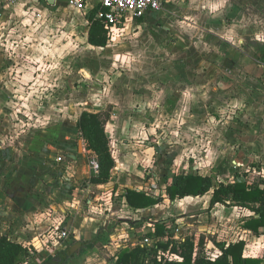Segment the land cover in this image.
I'll use <instances>...</instances> for the list:
<instances>
[{"label": "rangeland", "instance_id": "obj_1", "mask_svg": "<svg viewBox=\"0 0 264 264\" xmlns=\"http://www.w3.org/2000/svg\"><path fill=\"white\" fill-rule=\"evenodd\" d=\"M221 1L166 0L164 3L166 12H161L153 18L155 20L153 25L156 26L154 31L159 32L157 39L161 42V38L167 34L166 39L170 44L182 36L185 38L182 42L187 46L183 52L188 51V44L189 47L194 46L197 36L207 40L208 34L205 29L208 25L200 24L198 19L200 15L196 9L204 5L206 10L204 15L207 18L211 16L221 21L225 15ZM33 2V0H20L7 5L5 0H0V169L8 170V174H4L5 180L3 181L2 178L0 185L2 193L9 198L8 204L0 213V235H3L2 233H5L7 229L13 234L31 233V236L34 235L28 239L29 243L22 242L23 245L26 243L27 253L18 261V264H34L36 260L34 257L40 249H44L50 258L59 257V254L69 258L79 254L75 258L78 261L87 249L85 247L92 248L95 244V242L86 241L91 235L87 228L83 231L80 228L81 215L96 218L97 215L103 216V212L109 214V211H113L118 217L114 225L122 221L121 225L126 229L135 225V221L125 223L131 214L122 205L118 196H116V205L104 211V203L109 196L106 189L102 190L84 182L80 190H77V187L71 188L73 190L57 188L56 192L51 195L44 186H48L47 173L35 174L32 169L37 165L32 167L29 162H26L25 165L30 167L23 168L25 174H17L20 156L18 148H22V142L27 145L31 143L26 141L27 137L24 136L31 132L30 129H35L32 124L36 125L38 130H48L49 127L58 126L61 131H70L77 134L78 139L81 137L83 139L81 132H76L74 121L84 110V98L96 93L101 94L99 89L104 91L103 97H108L113 84L111 75L113 65L109 64L110 68L106 69V74L109 73L110 77L101 79L98 70H95L98 68L94 63L97 56L113 53L122 54L129 59L130 55L140 54L141 57L145 55L144 58L149 56L148 59L158 61L157 59L165 50L163 51L162 45H158L155 41H149V37L141 38L143 35L136 34L137 30L134 31L133 26L126 28L124 25L110 34L111 44H118L120 47L106 51L88 45L86 33L90 26L89 16L92 11L99 9L98 0H86L80 9L70 7L66 0H61L60 3L37 4ZM248 4V24L252 23L250 32L256 34L257 23L255 21L260 18L255 8L260 4L264 5V0H249ZM225 40L229 42L234 41L235 38L226 36ZM255 41L256 45L263 43L264 37L259 35L255 37ZM216 45L217 50H224L223 42L216 40ZM176 53H181V51ZM152 55L154 57L150 58ZM213 66L207 61L201 62L202 69L209 73V69L212 68L210 74L217 77L211 83L212 88L217 89L216 94H210L204 86L205 84L210 86V81L214 77L201 78L199 87L202 92L199 103L201 109L194 121V125H197L183 129L185 131L181 134L185 135L186 139L189 138L190 142L185 144V152H179L181 157L177 155L178 151L176 155L170 157L169 167H167L169 173L165 174L167 178L163 183L164 186L169 182L168 176L173 177L175 174L191 171L195 168H193L194 165L198 166L194 171L202 172L213 178L214 186L232 181L256 184L264 178V111H257L255 104L251 106L248 95L243 91V88L247 86L250 89L258 88L260 93L264 92V80L261 77H252L246 81L243 74L232 77L230 71L221 70L219 65H215L216 71L214 72ZM4 70L8 71L7 77L1 76ZM114 72L130 73L132 68L125 63L122 67H116ZM6 82L12 92L3 90L7 86ZM13 83H18L19 86ZM2 85H4L3 88ZM226 87L227 89L234 88V95L225 92ZM230 96H237V99L231 102ZM210 97L211 102L208 103ZM229 103H231L230 106H228ZM159 113L163 114L161 111ZM161 114L157 122L164 119ZM11 121L19 125H13ZM64 124L67 125L64 126ZM166 128L170 129L171 137L175 138L178 137L177 131L181 130L175 122L167 125ZM161 132L165 133L164 127L159 126L154 130L157 135ZM5 143L6 146L11 143L8 145L12 151L9 155L12 156L10 163L6 156L3 157L5 149L2 147ZM36 143L42 149L49 144L44 141L43 137ZM82 145L85 147L84 141ZM77 147L78 141L75 145L73 144L72 151L75 150V154L78 153ZM81 150L80 152H83ZM4 161L8 163L4 164ZM41 167L47 168L42 164ZM24 183L27 189H23L22 184ZM159 189L162 188L159 187ZM157 193L161 192L157 191ZM98 195H100L99 199L96 198ZM210 195L211 192L202 197L199 205L206 204ZM73 199L77 201L76 208L80 211L79 214L75 213ZM190 201L189 203H192ZM165 204L166 207L159 206V210L151 215L156 219L166 218L168 214L176 212L177 206L170 202H165ZM194 213L195 210L190 207L182 216L186 219L183 233L208 236L209 255L212 256L216 250L213 243L215 239L223 237L233 239L235 233H240L239 236L247 240L249 254L263 253L264 235L255 237L251 233L243 232L240 228V222L252 215L249 210L216 205L208 212H201L202 216L199 220L194 218L196 217ZM118 215L124 219L119 218ZM72 219L76 225L68 230L66 227ZM146 227L149 226L146 225ZM201 227L204 228L205 233L199 231ZM64 230L68 232V236L65 237L66 241L62 236ZM138 235L140 236L139 233ZM18 239L20 238L15 237V241ZM129 239L128 236L125 237L123 245L128 244ZM122 241L120 240L118 244ZM105 248L107 253L102 251ZM113 249L114 247L103 246L100 251L87 250L89 251L88 256L91 254L93 256L91 264L111 263L116 252H113ZM72 261H68L67 264H71Z\"/></svg>", "mask_w": 264, "mask_h": 264}, {"label": "crops", "instance_id": "obj_2", "mask_svg": "<svg viewBox=\"0 0 264 264\" xmlns=\"http://www.w3.org/2000/svg\"><path fill=\"white\" fill-rule=\"evenodd\" d=\"M33 1V3L37 4L48 2V0ZM60 1L61 0H55V3H60ZM248 3L249 0H222L221 7H223L222 11L225 12V15L221 21L219 18L214 19L211 16L207 18L204 15V13H206L204 5H201L200 8L196 10L200 15L198 18L200 24L202 26L208 25L205 29L208 34V39L204 40L200 36H197L194 46L189 47L188 44V51L186 52H183V49L186 50L187 46L183 44L182 41L185 38H182V36L170 44L166 39L167 34L161 38V42L159 41L160 39H157L159 32L154 31L156 26L153 25V22L155 20L151 14L144 18H128L127 21H123L120 24V27L124 25L126 28L133 26V30H137L136 34L139 33L143 35L141 38L149 37V41L153 40L158 45H162L161 49L163 51L165 50V52L160 55L159 59H157L158 61L148 59L149 56L144 58L143 56L145 55L141 57L140 54L130 55L128 59V57L122 54L113 53L109 55H100L94 59V63L96 64L95 66L98 67L95 68V70H98L99 77L101 79L110 77L109 73L106 74V69L110 68L109 64L113 65L111 67L113 70V72H111L113 84L108 97H103L104 91L99 89L101 94L96 93L91 97H85L83 101V111H110V119L106 124V132L110 139V147L115 158L116 165L112 169L111 176L108 181L97 183L92 180L99 172L98 159L97 155L92 150L88 149L87 141L84 137L83 139L82 137L78 139L77 134L67 130L63 132L58 128V126H55L54 128L49 127L48 130H38L37 126L34 124L32 125L35 129H30V133L26 136H24L26 133L23 135L24 137H27L25 140L28 142L30 141L31 143L27 145L25 142H22V148H18V150H20V156L18 158L17 174H25L23 168L30 167L25 165L26 162H29L32 167L37 165V167L34 166L32 169L35 174H41V172L47 173L49 179L47 182L48 186H44L47 188L49 193H51V195L53 192H56L57 188L71 189L73 187H77V190H80L81 184L84 182H88L89 185H94L102 190L106 189V193L109 196L106 198V203H104V211L109 210L110 206L116 205V196H118L117 198L121 199L120 202L122 205L125 206L127 211L131 214V217L127 218L129 220H125V223L128 224L131 220L135 221V225L133 224L126 229L121 225L122 221L120 223L118 222L116 226L114 225V222L118 221V217H116V212L113 211H109V214L103 212V216L97 215L96 218H93L92 216L89 217L87 215L84 216V214L83 216L81 215L80 228L82 231L87 228L88 232H90L89 235H91L90 238L87 239L88 241L95 242V244H93L92 248H87L84 254H81V260H75L79 254L73 255L69 260L72 261L74 259L71 264H91V262H93V256L92 254L91 256H88L87 253L89 251L87 252V250L95 249L93 251L96 252L100 251L103 246L107 248L114 247L113 252L116 251L113 255L114 257L112 261H110L111 263L107 264H117L118 256L123 250L132 249L138 245L142 247L145 245L152 246L159 241L160 237L150 236L148 233L154 229L155 222L160 219L169 218L170 216V218L176 219L170 228V237L172 239L182 241H184L187 237H193L196 243L195 254L198 251V243L203 237L205 241V249L208 254L207 242L209 241V237L204 234L190 235L183 233V225L185 224L186 219L182 216L185 215L188 208L191 207L195 210L194 216L196 217L194 218L197 220L201 219L199 218L202 216L200 213L205 211L208 212L211 195L207 200V203L204 205H199V200H202V197H205L208 194L202 197L188 196L176 201H171L170 199L165 198L163 202L149 208L134 209L127 203L125 194L128 189H136L149 191L155 195H159L157 191H160L164 196H166L164 192V187L166 185L164 186L163 183L167 178L165 174L169 173L167 167H169L170 157L174 156V154L176 155L177 151V155L181 157L179 152H185V144L190 142V139H186L185 135H182L181 133H184V128H191L197 125H194V121L196 114L199 113L201 109V104H199L200 94L202 93L199 88L201 86V78L209 76L214 77L212 78V81H210L211 86V83L216 77V75L210 74L212 68H208L210 71L209 73L201 68L202 61H207L209 65H214V72L216 71L215 65H219L221 70L227 69L230 71L229 73L232 77H238L243 74L246 81H249L252 77H261L262 80H264V41L263 43H258V45H256L257 42L255 41V37L259 35L264 37V5L260 4L257 8H255L257 16H259L260 20L257 19V21H255L257 23V29L255 32L256 34H254L250 32L252 23L248 24ZM165 12L166 9L163 7L162 13ZM258 23L263 25L261 26ZM200 29L204 30L202 28ZM88 32L89 28L86 33L87 44L95 47L96 49L108 51V49L110 50L111 48L115 49L116 47H120L118 44H111V39L106 47L93 46L88 42ZM136 34L135 36H137ZM226 36L233 37L235 40L228 42L225 40ZM216 40L223 42V51L217 50ZM242 42L244 43L242 44ZM178 51H181V53H176ZM152 57H154V55L150 56V58ZM125 63L132 68V72L123 74L114 72L116 67H122ZM1 76L7 77L8 71H2ZM13 84L19 86L18 83ZM6 85L7 86L4 88V85H2V88L5 92H9L10 88L8 82H6ZM204 86L210 94H216V88H212V86L210 87L207 84ZM257 89L258 88L250 89L246 86L243 88V91L248 95L250 105L253 106L255 104V109L262 112L264 111V92L260 93ZM234 90V88L227 89L226 87L225 92H229V94L234 95ZM10 92L12 91L10 90ZM220 93L222 94V91ZM236 97L237 96H230L231 102L235 101L237 99ZM209 100L210 101H208V103L211 102V97ZM230 105L231 103L228 104V106ZM160 111L163 112V114L159 113ZM160 114L164 117V119H162L161 122H157V118ZM80 115L78 118L76 117V120L74 121V125L77 130L76 132H80L78 127ZM8 120H6L7 123ZM71 122L73 121L71 120ZM172 122H175V124L181 129L180 131H177V138L171 137L170 129L166 128V126L170 125ZM11 123L16 126L19 125V123L14 124L13 121H11ZM66 125L67 124H64V126ZM159 126L162 128L164 127L165 133L161 132L160 135L154 133L156 127ZM188 134L190 135L189 132ZM23 136L22 138H24ZM41 137L44 138L45 142L47 141L49 143L44 146L43 149L40 146H37L36 143L41 139ZM1 139L4 140V138ZM76 141H78L77 154H75V150L72 151V149H74L73 144L75 145ZM83 141L85 147L82 145ZM10 144L11 143L6 146L5 143L2 147V149H5L3 150V157L6 156V158L9 159V163L12 161V156H9L12 153L10 146H8ZM81 149L83 152H80ZM58 157H62V160L59 161ZM40 160H42V163H40ZM8 161H4L3 163L7 164ZM195 163L198 162L195 161ZM41 164L47 168L44 169L41 167ZM197 167L198 166L194 165V169L186 171V173L195 172L202 174V172L194 171ZM4 174L7 175L8 170L6 168H1L0 181L2 178L3 181L5 180L6 177ZM168 179L169 184L172 177L168 176ZM22 185H24L22 186L23 189H27V185L25 183ZM159 187L162 189L160 190ZM98 196L96 197L97 199L100 198V195ZM8 200V196H5V194L2 193V187L0 185V213H2L1 211L8 204ZM72 201H74L72 204L76 209L75 213L79 214L80 211L76 208L77 201L75 199ZM189 201L192 203H189ZM165 202H170L171 204L177 206L176 212H174V214L173 212L168 214L166 218H154L151 214H155L160 207H166L165 205L167 203L165 204ZM249 211L253 215V212L251 210ZM118 216L119 218H122L120 215ZM246 219L240 222L241 230L243 232L251 233L255 237H262L264 233L256 235L243 227ZM75 225L76 224H74L72 219L66 228L71 230V227ZM146 225L149 227H146ZM203 227H201L199 231L205 233V227ZM2 234L8 235L10 239L12 238L14 241L15 237H19L20 239H18L17 242L20 243L25 241L26 243H29L28 239L34 236H31V233L13 234L10 233L8 229ZM239 235L240 233H235V238L232 237L233 239H226L223 237L224 235H221L223 237L222 239L217 238L213 242L214 248L216 249L215 252L212 256L208 255L212 258H216L221 253L220 249L215 245L216 241L231 243L244 239ZM127 236L130 238L129 242L128 244L123 245V242L125 241L124 238ZM228 236L229 235H227V237ZM80 238L84 239V237ZM147 238L150 239V243L145 241ZM63 240L66 241V238ZM120 240L123 241L118 244ZM26 243L24 246H26ZM248 246L249 244L246 242L244 256L262 257L264 255V251L261 254H249L247 251ZM102 251L107 253L106 248ZM159 253L161 255H165L166 258L169 259H181L177 254H172L169 250L165 252L160 250ZM42 255H46L44 249H40L36 253L34 257L36 258V260H34V264H37L38 259L41 258Z\"/></svg>", "mask_w": 264, "mask_h": 264}, {"label": "trees", "instance_id": "obj_3", "mask_svg": "<svg viewBox=\"0 0 264 264\" xmlns=\"http://www.w3.org/2000/svg\"><path fill=\"white\" fill-rule=\"evenodd\" d=\"M97 11H92L89 16L88 42L96 47H106L110 40L109 30L102 20L96 18ZM109 119L110 111L85 110L78 120L79 130L87 141L88 149L97 155L99 172L92 179L97 183L108 181L116 165L106 132ZM164 192L166 196L163 193L155 195L145 190L128 189L125 196L131 208L144 209L163 202L165 198L176 201L188 196L202 197L211 192L208 211L216 205L249 209L253 215L245 220L243 227L256 235L264 233V178L256 184L232 181L214 186L210 175L182 172L172 177ZM175 221V218L169 217L155 222L154 229L148 234L158 236L160 240L152 246L138 245L135 248L123 250L118 256L117 264H264V255L262 257L244 256L247 242L244 239L231 243L216 241L215 245L221 253L216 258H212L206 252L202 237L195 254L196 243L193 237H187L184 241L170 237V228ZM160 250L163 252L169 250L181 259L166 258L159 253ZM26 253L27 247L22 243L10 239L6 234L0 235V264H18ZM71 257L59 254V257L50 258L46 254L38 259L37 264H67Z\"/></svg>", "mask_w": 264, "mask_h": 264}, {"label": "built area", "instance_id": "obj_4", "mask_svg": "<svg viewBox=\"0 0 264 264\" xmlns=\"http://www.w3.org/2000/svg\"><path fill=\"white\" fill-rule=\"evenodd\" d=\"M19 0H5L7 5L14 4ZM68 5L80 9L83 7L86 0H67ZM166 0H98L100 9L96 13V18L104 22L105 27L109 30V34L112 31L120 27L123 21H127L128 18H144L147 15L157 16L162 12L164 3ZM58 160H62V157H58ZM63 238L68 236L67 230L62 232ZM147 243H150V239H145Z\"/></svg>", "mask_w": 264, "mask_h": 264}, {"label": "water", "instance_id": "obj_5", "mask_svg": "<svg viewBox=\"0 0 264 264\" xmlns=\"http://www.w3.org/2000/svg\"><path fill=\"white\" fill-rule=\"evenodd\" d=\"M49 3H55V0H48Z\"/></svg>", "mask_w": 264, "mask_h": 264}]
</instances>
